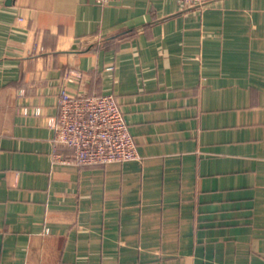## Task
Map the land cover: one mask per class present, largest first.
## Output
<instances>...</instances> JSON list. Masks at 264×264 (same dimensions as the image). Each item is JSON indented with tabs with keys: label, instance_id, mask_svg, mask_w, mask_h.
<instances>
[{
	"label": "crops",
	"instance_id": "1",
	"mask_svg": "<svg viewBox=\"0 0 264 264\" xmlns=\"http://www.w3.org/2000/svg\"><path fill=\"white\" fill-rule=\"evenodd\" d=\"M64 85L140 158L53 161ZM71 263L264 264V0L0 1V264Z\"/></svg>",
	"mask_w": 264,
	"mask_h": 264
},
{
	"label": "built area",
	"instance_id": "2",
	"mask_svg": "<svg viewBox=\"0 0 264 264\" xmlns=\"http://www.w3.org/2000/svg\"><path fill=\"white\" fill-rule=\"evenodd\" d=\"M58 103V116L49 120L55 132L53 161L83 166L140 158L114 93L72 94L64 85ZM35 113L39 114L40 109L36 108ZM62 147L71 149V153H63Z\"/></svg>",
	"mask_w": 264,
	"mask_h": 264
}]
</instances>
